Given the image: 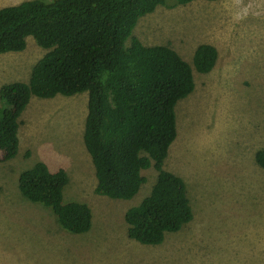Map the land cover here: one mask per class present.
I'll use <instances>...</instances> for the list:
<instances>
[{
  "label": "rangeland",
  "instance_id": "obj_1",
  "mask_svg": "<svg viewBox=\"0 0 264 264\" xmlns=\"http://www.w3.org/2000/svg\"><path fill=\"white\" fill-rule=\"evenodd\" d=\"M132 35L170 46L191 66L194 88L175 103L176 136L163 160L184 183L191 220L157 245L128 239L123 213L148 193L155 170L141 171L145 181L130 199L95 194L82 141L86 91L31 95L16 151L0 148V264H264V167L254 161L264 149V0L157 5ZM199 43L217 51L207 73L191 65ZM45 51L27 36L23 50L1 53L0 85L26 82ZM37 161L65 170L63 198L89 206L87 232L60 229L48 208L20 193L18 173Z\"/></svg>",
  "mask_w": 264,
  "mask_h": 264
},
{
  "label": "trees",
  "instance_id": "obj_2",
  "mask_svg": "<svg viewBox=\"0 0 264 264\" xmlns=\"http://www.w3.org/2000/svg\"><path fill=\"white\" fill-rule=\"evenodd\" d=\"M193 0H22L0 7V54L21 51L31 36L46 51L32 65L26 82L0 85V148L16 151L18 117L31 95L50 98L86 91L82 141L95 177L93 191L130 199L152 167L148 193L123 213L128 239L160 244L166 232L189 222L192 211L182 179L163 160L176 136L175 103L194 88L190 64L166 44L144 45L132 35L137 20L157 5ZM215 1V0H207ZM217 51L197 44L191 65L209 72ZM254 161L264 167V149ZM63 168L42 161L20 171L16 185L31 202L50 210L58 227L81 234L91 226L89 206L64 200Z\"/></svg>",
  "mask_w": 264,
  "mask_h": 264
},
{
  "label": "crops",
  "instance_id": "obj_3",
  "mask_svg": "<svg viewBox=\"0 0 264 264\" xmlns=\"http://www.w3.org/2000/svg\"><path fill=\"white\" fill-rule=\"evenodd\" d=\"M44 162V161H43ZM45 163V162H44ZM46 165H47V163H45ZM47 167L49 168V166L47 165ZM57 168H62V167H57ZM57 168H55V169H57ZM51 170V169H50ZM52 170H54V169H52Z\"/></svg>",
  "mask_w": 264,
  "mask_h": 264
}]
</instances>
